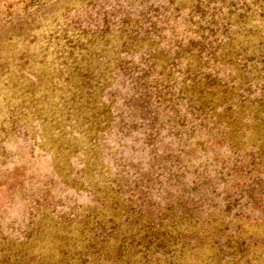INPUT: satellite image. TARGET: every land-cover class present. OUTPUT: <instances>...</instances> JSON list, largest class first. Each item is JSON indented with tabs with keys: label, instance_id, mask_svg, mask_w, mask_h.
Returning <instances> with one entry per match:
<instances>
[{
	"label": "rangeland",
	"instance_id": "374dc122",
	"mask_svg": "<svg viewBox=\"0 0 264 264\" xmlns=\"http://www.w3.org/2000/svg\"><path fill=\"white\" fill-rule=\"evenodd\" d=\"M0 264H264V0H0Z\"/></svg>",
	"mask_w": 264,
	"mask_h": 264
},
{
	"label": "trees",
	"instance_id": "16d2710c",
	"mask_svg": "<svg viewBox=\"0 0 264 264\" xmlns=\"http://www.w3.org/2000/svg\"><path fill=\"white\" fill-rule=\"evenodd\" d=\"M143 246H145L144 248H146L147 246L145 245V241H144V244H143Z\"/></svg>",
	"mask_w": 264,
	"mask_h": 264
}]
</instances>
